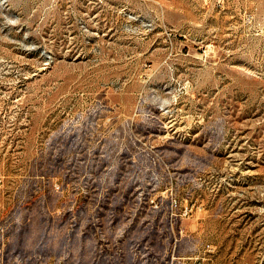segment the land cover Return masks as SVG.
I'll list each match as a JSON object with an SVG mask.
<instances>
[{"label":"rangeland","instance_id":"374dc122","mask_svg":"<svg viewBox=\"0 0 264 264\" xmlns=\"http://www.w3.org/2000/svg\"><path fill=\"white\" fill-rule=\"evenodd\" d=\"M264 264V0H0V264Z\"/></svg>","mask_w":264,"mask_h":264},{"label":"built area","instance_id":"2783aa9c","mask_svg":"<svg viewBox=\"0 0 264 264\" xmlns=\"http://www.w3.org/2000/svg\"><path fill=\"white\" fill-rule=\"evenodd\" d=\"M179 264H181V263H179Z\"/></svg>","mask_w":264,"mask_h":264}]
</instances>
